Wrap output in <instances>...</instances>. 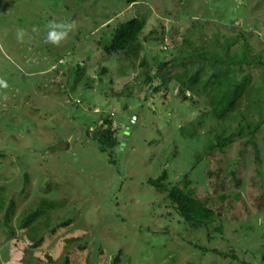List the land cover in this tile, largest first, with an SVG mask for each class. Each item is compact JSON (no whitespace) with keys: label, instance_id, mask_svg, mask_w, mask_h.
Returning <instances> with one entry per match:
<instances>
[{"label":"rangeland","instance_id":"374dc122","mask_svg":"<svg viewBox=\"0 0 264 264\" xmlns=\"http://www.w3.org/2000/svg\"><path fill=\"white\" fill-rule=\"evenodd\" d=\"M135 17L145 21L138 55H108L114 25ZM53 18L78 25L59 47L44 43ZM20 27L30 34L23 43L15 35ZM243 53L264 59V0H0V78L8 83L0 88V264H8L12 241L25 243L21 215L43 198L58 203L48 212L52 221L71 219L59 236L82 235L96 261L104 251L110 264L120 251V264H264V208L254 209L247 197L250 177L264 185V117L257 111L264 66L241 64ZM184 62L201 68L192 92L173 78ZM219 73L236 81L247 74L250 90L224 120L213 117L210 104ZM239 114L246 115L242 123L259 124L258 160L247 155L235 170L240 186L219 193L233 200L240 194L249 215L223 213L196 231L166 190L146 180L166 169L171 188L188 172L192 188L211 192L204 171L215 159L207 146L237 132ZM107 127L116 139L111 155L88 136ZM224 150L228 159L239 157L234 146ZM12 203L8 227L4 211Z\"/></svg>","mask_w":264,"mask_h":264},{"label":"trees","instance_id":"16d2710c","mask_svg":"<svg viewBox=\"0 0 264 264\" xmlns=\"http://www.w3.org/2000/svg\"><path fill=\"white\" fill-rule=\"evenodd\" d=\"M124 1L128 5H131L136 4L140 0ZM144 26L145 21L143 17H135L127 22L114 25L112 28L111 42L109 46L105 48L107 54L124 52L127 56L129 54L137 56L140 49L138 45L139 35ZM213 59L222 62V58L220 57H213ZM236 59L237 57L231 59L230 62L235 63ZM203 61L201 62V68L203 67ZM226 62L229 61L227 60ZM240 62L241 64L257 62L264 66V59L261 55L250 57L246 53H243ZM143 65H146V63L143 62L142 66ZM182 65L183 71L175 74L173 78L183 89L192 92L200 82L201 68L198 67L196 70L192 71V68L188 67L185 62L182 63ZM77 66L78 69L76 68L75 75H78L80 71V66L78 64ZM162 66L163 64L159 63L160 69ZM246 75L247 74L243 75L240 81H236V79L232 76L230 77V75H222L221 73L214 74L213 81L217 79L218 86H214L210 99L213 117L224 120L230 116L233 110H236L239 106L240 99L244 94L246 95L250 92L249 88H247L248 78ZM145 81L151 83L153 77L147 75ZM202 87L205 89V85ZM257 101V111L263 118L264 89L261 97L258 98ZM249 110L250 108L247 107L246 111L248 112ZM239 117L241 118V124L237 132L228 135H224L225 133L218 134L207 146L208 158L211 160L215 159L214 164L207 167L204 171L205 180L211 192L192 188L188 172L183 174L182 180L171 186V188H166L164 184L168 177V171L166 169H164L161 175L156 179L146 180V183L155 189L161 191L166 190L167 199L172 203L174 209L179 213L184 222L196 231L197 229L205 230L208 223L214 221L217 217L220 218L223 213L229 214V218L234 220H240V218L248 217L249 215L247 204L240 194H237L235 200H233L229 196L219 193L231 187L240 186V179L236 175L235 170L240 168L242 170V161H244L247 155L253 157V162L258 160L256 156L258 150L256 148L255 135L258 129H260L259 124L242 123L246 119V115L239 114ZM104 122L109 125L111 123L109 119H105ZM109 127L106 129L99 128L93 134L88 133V136L96 140L101 152H109L111 155L116 145V139L114 134L109 130ZM225 146H234L235 152L239 157L234 159L226 158ZM224 162H227V164H224ZM229 167L233 168L231 172L228 171ZM258 172L261 175L264 174V171L262 172L260 169H258ZM253 177L254 176L250 177V181L247 183L249 191L247 197L250 199L252 207L260 211L264 208V185L259 186V181ZM214 195L217 196L214 197ZM5 202L4 197H0V213L5 209ZM60 205H63V203ZM57 206L58 203L56 201L43 198L35 209L30 210L26 215L24 213L21 215L20 230L25 232L26 240L25 243L18 239L12 241L8 264H37L44 261L46 264H107L105 260L106 255L101 248L97 249L99 252L102 251L100 254L102 257L99 261H96L92 253L86 250L82 235L59 236L71 225V219L62 217L59 218L56 223L52 221L48 212L52 211V209H55ZM13 209L14 206L12 203L4 211V224L8 227L9 218L13 214ZM40 217L43 218L42 221L40 223L38 222L39 225H35L33 222ZM252 228L254 232L257 229L254 224H252ZM196 237H199V233L196 234ZM56 238L57 240L55 242ZM27 252L30 253L29 256L26 255ZM121 260V252L119 251L117 254L111 256L110 264H120Z\"/></svg>","mask_w":264,"mask_h":264},{"label":"clouds","instance_id":"9594fccd","mask_svg":"<svg viewBox=\"0 0 264 264\" xmlns=\"http://www.w3.org/2000/svg\"><path fill=\"white\" fill-rule=\"evenodd\" d=\"M77 22L75 20L72 21H57L55 18L49 20L45 24L46 33L44 36V43L51 44L53 46L59 47L62 43L66 42L70 35L77 30ZM38 29L36 27L32 28V32H37ZM16 39L18 42L23 43L26 36L30 34L27 29L20 27L16 29ZM0 88L7 89L8 83L3 78H0ZM5 99L7 97L5 96ZM137 118V117H136ZM132 122H135V117L132 118ZM127 148V144L120 143L117 147L118 151H124Z\"/></svg>","mask_w":264,"mask_h":264},{"label":"water","instance_id":"95a60500","mask_svg":"<svg viewBox=\"0 0 264 264\" xmlns=\"http://www.w3.org/2000/svg\"><path fill=\"white\" fill-rule=\"evenodd\" d=\"M134 117H135V119H136V117H137V116H136V115H134Z\"/></svg>","mask_w":264,"mask_h":264}]
</instances>
